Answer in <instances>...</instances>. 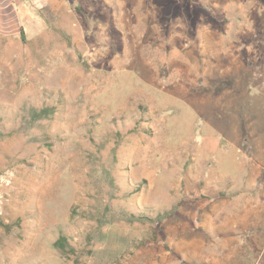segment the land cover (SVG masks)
<instances>
[{"label":"rangeland","instance_id":"1","mask_svg":"<svg viewBox=\"0 0 264 264\" xmlns=\"http://www.w3.org/2000/svg\"><path fill=\"white\" fill-rule=\"evenodd\" d=\"M0 264H264V0H0Z\"/></svg>","mask_w":264,"mask_h":264},{"label":"trees","instance_id":"2","mask_svg":"<svg viewBox=\"0 0 264 264\" xmlns=\"http://www.w3.org/2000/svg\"><path fill=\"white\" fill-rule=\"evenodd\" d=\"M48 115L46 110H43L41 114L38 117H43V116ZM56 247L63 253L65 254L67 247H68V240L66 237H61L57 242H56Z\"/></svg>","mask_w":264,"mask_h":264}]
</instances>
